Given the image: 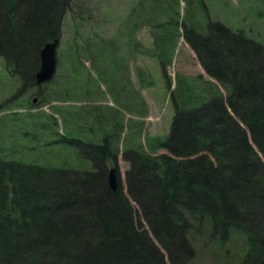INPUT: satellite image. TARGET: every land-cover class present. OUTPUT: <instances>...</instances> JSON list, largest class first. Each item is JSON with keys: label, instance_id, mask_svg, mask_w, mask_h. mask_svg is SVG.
Instances as JSON below:
<instances>
[{"label": "trees", "instance_id": "16d2710c", "mask_svg": "<svg viewBox=\"0 0 264 264\" xmlns=\"http://www.w3.org/2000/svg\"><path fill=\"white\" fill-rule=\"evenodd\" d=\"M150 1L168 89L180 27L212 79L177 72L169 131L148 152L119 147L121 110L135 114L123 86L110 82L111 110L82 105L71 99L87 89L68 74L32 103L39 49L60 37L71 0H0V56L23 100L0 104V264H191L194 228L220 241L242 230L248 246L238 264H264V46L213 19L205 0H184L182 16L179 0ZM119 154L129 167L113 190L108 171Z\"/></svg>", "mask_w": 264, "mask_h": 264}, {"label": "rangeland", "instance_id": "374dc122", "mask_svg": "<svg viewBox=\"0 0 264 264\" xmlns=\"http://www.w3.org/2000/svg\"><path fill=\"white\" fill-rule=\"evenodd\" d=\"M143 2L140 4V0H71L63 16L57 46L54 75L56 81L68 83L67 75L73 74L78 76L82 82L81 86L87 89V93L79 92L82 88H77L78 85L74 83L73 91L77 88V92L71 100L81 98L82 105L99 103L104 109L111 110L110 105L116 100L111 94L110 82L114 89L124 87L120 90L121 98L128 96L131 106H134V89L139 90L140 93L136 96L140 101L137 100L138 104L133 108L135 114L132 117L126 114L122 117L126 127L119 141L121 149L131 144H143L142 148H145L148 142L153 141L155 145L158 141L165 140L174 112L146 20L151 17L149 15L152 2ZM205 4L213 19L220 20L233 29L243 28L249 37L264 46V0H205ZM139 5L142 6V14L137 8ZM178 9L180 16L185 14L184 0H179ZM139 14L143 17L138 16ZM180 28L173 57L166 66L171 87L176 82L177 72L199 77L202 81L211 79L182 36L183 28ZM98 68L104 69L103 78L105 77L106 81ZM11 70L12 65L7 64L0 56V104L10 97L14 98V94L18 102L23 101L17 94L18 87L21 86L20 81L17 76L12 75ZM8 74L10 78H7ZM35 91L36 86H31L29 92L32 93L31 97H37L36 103L39 96ZM40 91L46 93V86L42 85ZM69 101L70 99H53L52 103L69 105ZM49 105L45 103L41 108L50 110ZM14 110L20 111L21 107L9 109ZM32 110H35L34 107ZM58 119L60 120L59 116ZM59 127L61 128L60 124ZM87 165H90L89 162ZM128 167V162L119 154L115 173L122 181ZM192 243L195 256L191 264H238L248 246L244 232L238 228H232L224 241L211 237L206 228H194Z\"/></svg>", "mask_w": 264, "mask_h": 264}, {"label": "water", "instance_id": "95a60500", "mask_svg": "<svg viewBox=\"0 0 264 264\" xmlns=\"http://www.w3.org/2000/svg\"><path fill=\"white\" fill-rule=\"evenodd\" d=\"M57 43L58 39L47 41L39 50V66L34 74L35 82L38 84L49 80L54 74ZM109 184L112 189L116 188V179L113 168L109 171Z\"/></svg>", "mask_w": 264, "mask_h": 264}]
</instances>
